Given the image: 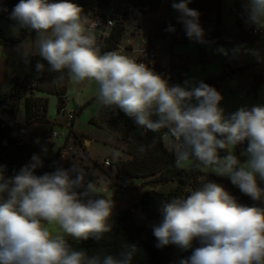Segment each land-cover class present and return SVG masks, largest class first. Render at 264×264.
Segmentation results:
<instances>
[{
  "label": "clouds",
  "instance_id": "9594fccd",
  "mask_svg": "<svg viewBox=\"0 0 264 264\" xmlns=\"http://www.w3.org/2000/svg\"><path fill=\"white\" fill-rule=\"evenodd\" d=\"M190 2L179 0L172 7L186 36L203 42L199 12ZM244 3L248 22L264 31V0ZM11 18L37 32L38 55L50 72L67 70L73 84L95 82L99 102L120 109L138 129L166 130L177 168L198 162L197 168L229 178L264 204V105L226 114L222 95L206 83L170 86L145 63L117 51L101 53L88 16L73 0H19ZM35 68L43 72L45 65L37 62ZM245 142L247 159L241 161L233 150ZM41 167L38 155L11 177L0 165V264H133L139 251L135 244L116 255H90L69 243V237L99 242L111 232L114 202L74 164L37 175ZM159 211L161 220L152 226L156 247L191 250L178 264H264V206L242 204L209 181L186 198L161 202Z\"/></svg>",
  "mask_w": 264,
  "mask_h": 264
},
{
  "label": "trees",
  "instance_id": "16d2710c",
  "mask_svg": "<svg viewBox=\"0 0 264 264\" xmlns=\"http://www.w3.org/2000/svg\"><path fill=\"white\" fill-rule=\"evenodd\" d=\"M163 0H73L84 11L85 15L98 16L103 22L108 19L113 20V26L109 33L101 36L97 41L101 53L117 51L118 44L125 31V23L129 18L148 9L155 10L162 4ZM19 0H5V11L0 17L20 27V33L12 38L10 42L17 44L23 41L29 34L36 33L35 30L21 27L19 23L11 18V13ZM221 4L222 0H194L196 10L199 12V24L202 25L215 16L217 25L215 28H204L203 41H215L220 39L221 28ZM236 22L239 28V41L250 42L256 39L254 26L247 20L244 0H235ZM157 25V24H156ZM155 25V26H156ZM168 26V25H167ZM1 39V37H0ZM186 40L196 41L189 39ZM151 45L148 47L146 57L153 56ZM37 62L45 65L43 72H37L35 65ZM191 62L188 58L176 57L172 54L170 69L162 66L160 63H149L148 66L157 74L171 72L174 67H182L184 70L190 68ZM49 66L38 54L31 58L30 70L21 80H15L8 91L0 95V165L6 166L5 175L8 177L17 174L22 167L29 164L34 152H49L55 142L52 139L55 122L48 115V97H40L34 94V91H43L47 94L58 96V110L65 111L66 106V87L68 82L67 70L63 73H53L48 70ZM245 66L230 67L224 65L220 74L206 78V83L216 90L223 82L231 76L241 72ZM63 76V79L59 77ZM170 86L174 85L173 76L167 80ZM264 82V72L254 76L253 88L255 95L258 88ZM181 85V82L178 84ZM23 99L24 122H18L17 113L20 102ZM105 121L118 125L122 128L123 139L127 142V154L131 158H119L113 164V177L118 181L129 182L134 179H142L144 187L139 202L122 211L114 206V214L110 220L113 230L105 233L101 241L95 240L76 242L69 239V243L75 248H83L94 254L97 251H103L108 254L116 255L128 244H135L139 248L133 264H178L180 258H186L191 255V250L182 251L175 245H168L163 248L156 247V238L152 233V226L159 224L161 220L160 203L170 202L173 198H186L192 191L197 190L203 184L209 182V179L203 178L205 173L202 166L197 168L194 162L191 166L177 168L175 166V156L172 151L165 148L163 144V134L166 130L159 133L146 131L143 135L130 137L129 130L133 126V119L125 115L118 108H107L103 106ZM74 119L72 120L73 123ZM73 125V124H72ZM32 127V128H31ZM33 133L30 139V133ZM70 132L76 137L79 134L71 126ZM69 136L66 137L65 143L58 147L56 156H60L61 150ZM39 141V142H37ZM143 146L144 151L140 148ZM47 151H44V149ZM221 152L220 155H225ZM237 157L243 161L247 157L241 151V145L237 146ZM112 167V166H111ZM57 163L55 159H50L43 167L36 169L37 175H43L55 171ZM100 176L91 172L85 173L86 181L98 183ZM174 183L167 190H160L151 187L149 184ZM227 191L234 196L238 202L248 206H264L261 202L253 201L250 197L243 194L240 189L233 185L230 180H226ZM149 186V187H148ZM264 186V185H262ZM101 194L108 198L106 193ZM140 207L146 218V222L138 223L133 219V211ZM194 247L199 243L194 241Z\"/></svg>",
  "mask_w": 264,
  "mask_h": 264
},
{
  "label": "rangeland",
  "instance_id": "374dc122",
  "mask_svg": "<svg viewBox=\"0 0 264 264\" xmlns=\"http://www.w3.org/2000/svg\"><path fill=\"white\" fill-rule=\"evenodd\" d=\"M234 8L235 0H222L220 19L221 35L219 40L203 42L189 41L185 38L186 32L183 28L178 35V40L172 41V33H170L167 40L160 43L162 57L167 59V57L173 53L176 57L183 58V60L188 58L191 62L190 68L187 70H184L182 67H174L172 71L174 85H178L180 82L181 86L191 87L198 85L206 78L220 74L225 64H228L232 68L245 66L243 71L237 72L236 75L226 79L217 89L223 97L220 106L225 110L226 114L232 113L241 107L250 108L254 105H264V83L258 89L256 95L252 86L253 83H251L253 77L258 74L257 71L261 69L264 70V35L259 34L255 40L250 42H240L238 39L239 32ZM87 16L90 17L92 15ZM173 22L174 20H170L168 25L175 24ZM212 24L216 26L217 21L214 20ZM19 33L20 27L18 25L0 17V37L3 40L2 46L6 48L0 47V95L8 91L15 80L23 79L30 70L31 60L29 48L32 39L27 38L26 43L19 48H15L14 45L16 44L9 41L10 38ZM38 39L39 37L37 35L35 38V49H38ZM96 40L98 39L96 38ZM122 55L126 56V54ZM166 69H170V67H166ZM34 94L40 97L47 96V93L43 91H34ZM48 97V115L55 122L53 132H56V135L52 134L55 146L49 152L36 151L34 155L41 157L43 165L50 159H55L57 168L62 167L64 169H70L74 164L78 168L83 169L86 173L93 172L92 168L94 167L95 170H99L100 177L103 176L109 181H112L114 162L119 158L127 156L125 150L121 149L122 144H125V140L122 138L123 131L120 126L112 125L105 121L103 105L97 98L98 85L90 81L73 84L70 79H68L65 94L66 109L63 112L59 111L57 107L58 96L50 94ZM22 103L23 99L20 102L17 113L18 122H24V107ZM66 110L75 112L74 129L83 133L80 134V132H78L79 136L77 138L70 132L69 127L71 123L67 122ZM139 130L140 129H138L135 124L134 133ZM32 136L33 133L31 132L30 139H32ZM67 136H69V138L65 144V148L61 150L60 156L55 157L58 147L61 146L60 144L62 142H65ZM88 137H94L96 139L92 145H90L92 141H90ZM113 147L119 150L117 151L114 149L113 151ZM90 149L92 153L89 155L88 153L91 152ZM95 149L103 152H98V155ZM106 150L107 152L105 153ZM245 150L246 148L241 145V151L244 153ZM233 151L237 156V147ZM108 158L112 162V167L103 165L104 160ZM202 171L206 176L211 178V182L222 185L226 190L225 181L230 180L229 178L217 176L203 167ZM121 182L122 181H120L119 184ZM100 184H105L102 180H98L97 186H99L101 190ZM127 184L128 187L123 190L120 196L116 197L114 194L116 188L114 190L110 188L107 194L112 200L119 202L126 201L133 206L136 202L135 198L138 196V189L136 186H138L140 182L138 184V181H129ZM149 185L151 186H148L149 188L167 190L172 187L174 183L166 182ZM133 219L136 222L138 221V223H140V221L146 222V218L140 207H137L133 211ZM68 239H70V237Z\"/></svg>",
  "mask_w": 264,
  "mask_h": 264
},
{
  "label": "crops",
  "instance_id": "0c3cea01",
  "mask_svg": "<svg viewBox=\"0 0 264 264\" xmlns=\"http://www.w3.org/2000/svg\"><path fill=\"white\" fill-rule=\"evenodd\" d=\"M174 2H179V0H163L162 4L157 9H155V10L148 9L146 11H143V12L137 14L135 17L129 18L125 23V31H124V34H123V36H122V38L118 44L117 52L121 55L126 54V56H129L130 58L137 60V59L142 58L147 53L148 47H149V45H151V49L154 52L153 56H152V62L160 63L162 66L169 68L171 66L173 53H171V54L169 53L170 55H169V57H167V59L165 57H162L161 52H160V43L162 41L167 40L170 33H172V41L178 40V35H179V33H181V31L184 28V25L182 23L178 22V19H177L180 16V13L172 7V4ZM188 6L192 9L196 10V6L194 5V0H191V2L188 4ZM4 11H5V0H2V1L0 0V14H3ZM170 20H174L173 23L178 24L177 30H172L170 28L171 25L170 26L168 25L170 23ZM214 20L217 21L215 16L212 17V19L205 22L204 24L200 25L201 28L203 27L204 30L206 28H215L216 26L214 24H212V22ZM238 32H239V28H238ZM36 33L29 34L24 41H21V42H19V44L14 45L15 48L22 47V45L26 43L27 38L28 39L31 38L32 43H31L30 48H29L30 60H31L33 55L38 54V49H35L36 48L35 38L37 36ZM92 33L95 35V38L99 39L100 36L107 35L109 33V30L106 29L105 34H102V35H100L98 32L92 31ZM262 34L264 35V33H262ZM185 38H186V33H185ZM4 40H6V39H4ZM2 43H3V40L0 39V47L6 49L4 46H2ZM172 71L169 73L170 75H172ZM260 72H264V70L261 69V70L257 71V73H260ZM159 75H161L164 79L167 80L166 73H164V74L160 73ZM253 81H254V77H253V80L251 83H253ZM263 83L260 85V87L263 85ZM49 95L50 94H47V97ZM48 100H49V97H48ZM72 124H73L72 127L74 129V125H75L74 121ZM134 127H135V123L133 121V126L129 130V136L130 137L143 135L145 133L144 129H140L139 131H136V133H134ZM75 131L77 133L80 132L77 129ZM80 134H83V133L80 132ZM87 136H89V135H87ZM75 138H77V137L75 136ZM88 139L90 141H92L90 143V145H92V143L96 140L94 137H88ZM64 143L62 142L60 145H63ZM127 147H128V145H127V142L125 141V144L124 143L122 144L121 149L125 150V153L127 156L126 157L124 156L122 159L131 158V155L127 154V152H126ZM87 149H89V148H87ZM114 149L117 151L119 150V149L113 147L112 150L114 151ZM90 151L91 152L88 153L89 155L92 153L91 149H90ZM95 151H97L98 155H99L98 152H100V153L103 152V151H100L97 149H95ZM106 152H107V150L105 151V153ZM92 171L93 172H91V173L100 175L99 170H95L94 167L92 168ZM203 178L209 179L211 181V178L206 176V175H204ZM99 180H102V182H104L105 185L100 184V188L102 190L101 192L106 193L107 196H108L107 192L110 190V188H112V190H114L120 182L114 177L112 178V181H109L108 179L104 178L103 176H101L99 178ZM136 181H138V184L140 182V184L138 186H136L138 189V196L135 198L136 202L134 204L139 202L142 191L144 189V187L142 185L143 180L139 179V178L134 179V182H136ZM98 188H99V186H98ZM104 189H107V191L106 192L103 191ZM226 191H227V187H226ZM108 198L111 199L109 196H108ZM113 202H114L115 208L119 211H122V210L131 206L130 203H127L126 201L119 202V201L113 200ZM140 223H144V221H140Z\"/></svg>",
  "mask_w": 264,
  "mask_h": 264
},
{
  "label": "built area",
  "instance_id": "2783aa9c",
  "mask_svg": "<svg viewBox=\"0 0 264 264\" xmlns=\"http://www.w3.org/2000/svg\"><path fill=\"white\" fill-rule=\"evenodd\" d=\"M88 18H89L90 21H89V24L87 25V27H90L93 32H98L100 35L105 34L106 29H110L113 26V20L112 19H108L106 22H103L98 16H90ZM170 28L172 30H177L178 29V24L177 23L172 24L170 26ZM254 32L256 34H258V35L264 33V31L257 30L256 28H254ZM102 36H105V35H102ZM147 54H148V51L143 57H146ZM136 61L145 63L147 66H148L149 63H151V64L154 63V62H152V56H150L149 58H140V59H137ZM169 73L170 72L166 73L167 80H170L172 78V75H170ZM66 113H67V122L71 123V125L69 127V129H70L71 126H72V120L75 117V112L67 111ZM53 135H56V132H53ZM162 138H163V144L165 145V148H167L169 150V148L167 146L168 145V141L165 138L164 134H163ZM241 145H243V147H245V148L247 147V143L246 142L244 144H241ZM103 164L108 166V167L112 166V162H111L110 159H105ZM127 187H128L127 182H121L116 187V189L114 190L115 191L114 194L116 195V197L120 196L121 193L123 192V190L126 189Z\"/></svg>",
  "mask_w": 264,
  "mask_h": 264
}]
</instances>
